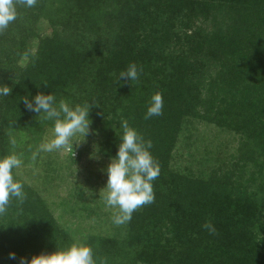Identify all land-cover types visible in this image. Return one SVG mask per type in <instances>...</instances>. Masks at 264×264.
<instances>
[{
	"label": "trees",
	"instance_id": "16d2710c",
	"mask_svg": "<svg viewBox=\"0 0 264 264\" xmlns=\"http://www.w3.org/2000/svg\"><path fill=\"white\" fill-rule=\"evenodd\" d=\"M216 5L237 14L231 30L188 35L184 29ZM16 6V20L0 31V84L11 88L0 98V156L9 154L14 130L39 120L23 98L42 92L73 106L88 102L90 119L104 118L102 151L111 156L119 121L127 120L152 141L160 165L154 203L134 211L122 234L82 240L97 264H264V0H37L32 8L16 0ZM42 18L52 34L40 32ZM212 62L219 68L211 76ZM132 63L141 69L138 80L120 78ZM155 92L163 114L145 119ZM201 94L208 100L202 113ZM186 117L228 118L248 133L241 169L246 161L254 169L244 182L169 168ZM24 191L23 203L13 198L0 215V264L78 243L36 190ZM207 221L215 234L202 227Z\"/></svg>",
	"mask_w": 264,
	"mask_h": 264
},
{
	"label": "rangeland",
	"instance_id": "374dc122",
	"mask_svg": "<svg viewBox=\"0 0 264 264\" xmlns=\"http://www.w3.org/2000/svg\"><path fill=\"white\" fill-rule=\"evenodd\" d=\"M236 18L237 14L229 7L216 5L208 11L205 20L197 18L184 30L192 36L205 35L218 28L229 31ZM38 28L43 35L53 32L48 18H42ZM254 37H258V34L255 33ZM255 43L256 47L263 49L260 39L255 40ZM218 68V63H209L208 73L215 75ZM201 99L202 104L198 108L202 113V107L208 104V100L203 94ZM38 119L33 127L14 130L10 135L15 138L16 145L10 144L9 153H17L23 160L22 166L13 170L16 179L24 187L28 186L39 193L58 223L78 243L91 234H122L125 224L113 223V216L118 213V209L107 207L103 199V187L107 181L104 169L110 157H113L102 151L103 116L91 120L85 140L73 146L74 155L71 149L51 153L40 151V145L52 138V122H43L40 116ZM229 121L228 118L216 117L209 121L203 117H186L173 146L169 168L190 178L228 174L244 182L254 169L250 161H246L247 165L241 169L243 162L240 157L243 153H250L247 150L248 133L242 128L232 127ZM92 130H95V134ZM75 139L79 140L80 137ZM97 145L99 158H90ZM88 190L93 193L92 197L87 195ZM260 220L264 226V210Z\"/></svg>",
	"mask_w": 264,
	"mask_h": 264
},
{
	"label": "clouds",
	"instance_id": "9594fccd",
	"mask_svg": "<svg viewBox=\"0 0 264 264\" xmlns=\"http://www.w3.org/2000/svg\"><path fill=\"white\" fill-rule=\"evenodd\" d=\"M19 2L27 8L37 4V0ZM16 18V0H0V31L7 29ZM140 71L141 69L132 63L120 72L119 77L136 81ZM10 92V87L0 84V98L9 96ZM23 103L26 109L38 114L43 122H52V138L40 145V151L51 153L60 149H71L73 152L74 144L83 142L90 131L91 106L88 102L73 106L63 99L57 101L52 93L40 92L31 100L25 96ZM163 106L162 94L153 93L146 105L145 119L162 115ZM119 125L121 133L118 137L117 152L115 156L110 157V162L104 169L107 181L103 187V199L107 207L118 209V213L113 216V223L123 225L130 222L133 212L138 208L154 203L153 181L160 175V165L152 155L153 144L150 139H145L127 120L119 121ZM92 131L95 134V130ZM77 136L80 137L79 140L75 139ZM9 143L15 146V138L9 137ZM94 148L90 158L98 159L99 146ZM22 164L21 156L15 152L0 156V215L7 212L13 198L20 203L27 198L24 184L14 179L13 175V170L20 168ZM87 195L92 197L91 190H88ZM202 227L210 234L216 233L211 221L205 222ZM9 259L17 260L16 254L10 252ZM18 264H97V261L90 245L73 243L66 248L57 247L50 253L33 255L30 259L20 257Z\"/></svg>",
	"mask_w": 264,
	"mask_h": 264
}]
</instances>
